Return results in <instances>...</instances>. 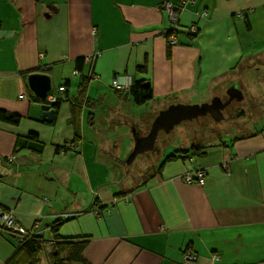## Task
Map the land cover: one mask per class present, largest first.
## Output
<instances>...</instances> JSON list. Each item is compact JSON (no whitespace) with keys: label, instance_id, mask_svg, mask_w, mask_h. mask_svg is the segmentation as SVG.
<instances>
[{"label":"crops","instance_id":"obj_1","mask_svg":"<svg viewBox=\"0 0 264 264\" xmlns=\"http://www.w3.org/2000/svg\"><path fill=\"white\" fill-rule=\"evenodd\" d=\"M166 2L180 0H0V114L18 117H0V209L46 243L64 220L60 237L88 239L89 264H184L186 251L195 264H264V114L246 122L245 106L240 134L200 140L201 156L127 163L171 105L264 87V0H196L175 23ZM32 74L49 75L56 97L70 82L52 123ZM117 75L149 83L154 99L137 106L112 88ZM199 169L203 185L184 180ZM15 243L0 229V264Z\"/></svg>","mask_w":264,"mask_h":264},{"label":"trees","instance_id":"obj_2","mask_svg":"<svg viewBox=\"0 0 264 264\" xmlns=\"http://www.w3.org/2000/svg\"><path fill=\"white\" fill-rule=\"evenodd\" d=\"M178 29V28H177ZM177 29H171L168 33V35H173L177 31ZM191 35L198 34L197 33H190ZM172 37V36H169ZM170 41V40H169ZM85 58H81L77 61L78 65L84 64ZM78 67L79 71H82V67ZM76 71L78 74L79 71ZM94 75H88L83 77V80L79 84L78 87V96L77 98H82V100L85 98V92L88 87V84L93 78ZM126 76V75H123ZM121 76V77H123ZM120 78V75H117L115 79ZM144 84L137 82L132 83L129 88L125 89H115L112 84V88L118 92V93H129L134 103L137 106H144L148 104L151 100L154 99L152 89L149 87L145 88L143 86ZM70 86V82L66 81L63 83V85L59 88L64 87V91L60 92V97H57L56 101L52 103V108L57 111V109L60 107V104L62 103V100L66 98V94L68 91V87ZM38 102L44 104V108L47 109L50 104L46 100H40L38 99ZM76 105L75 107H78ZM51 107V106H50ZM0 117L3 119H8L13 122H17L18 117L15 116H8L5 113H1ZM24 143H29V141H24ZM41 151V150H40ZM201 156L203 155L201 149L199 147H192L191 149L187 150H181L177 151L172 155H169L167 157V161L177 160V159H183L186 160L190 158L191 156ZM202 170V169H199ZM1 212L12 214L11 211H7L4 209H0ZM64 219V218H63ZM64 220H59L55 223H53L51 226H49L53 240L50 243H46L43 241L42 236L35 235L33 232L29 231L28 229L24 228L27 232L25 236H19L15 237L16 240V248L14 250L13 255L10 257V259L5 264H43L44 261H47V264H89L87 260L84 257L85 249L87 248L88 239L85 238H75V239H63L59 235V226ZM1 230H3V227H0Z\"/></svg>","mask_w":264,"mask_h":264},{"label":"rangeland","instance_id":"obj_3","mask_svg":"<svg viewBox=\"0 0 264 264\" xmlns=\"http://www.w3.org/2000/svg\"><path fill=\"white\" fill-rule=\"evenodd\" d=\"M262 78L264 79V69L262 71ZM254 99V100H253ZM247 101H233L223 112V120L216 121L215 117L207 115L200 116L197 119L191 121H183L178 124L172 131L165 133L161 131L157 139V145L159 146V151L156 152L157 156L148 157L145 155H140L137 161L141 162L150 159H155L156 162L154 166L157 165V161L163 155L174 154L176 151L175 147L181 148L180 150H187L186 148H191L192 146L199 145L200 140L205 139L207 141H213L216 138L227 137V135H239L240 132L236 125H242L244 123L237 122L238 114L244 111L245 106L247 107V113L245 115L246 122H253L256 117L261 113L264 114V87H262L258 93H256V98L251 97V99H246ZM247 104V105H246ZM204 134V136H203ZM203 136L200 138V136ZM177 152V151H176ZM136 163L133 167H136ZM140 166V165H139ZM143 166H147L145 163ZM144 173L146 170H142ZM148 172V170L146 171ZM14 221L15 218L13 217ZM16 222V221H15ZM14 227H22L13 222ZM24 228V227H22ZM3 231L13 235L15 237L23 236L15 232L14 229L9 228V226L3 227ZM27 234V232H26ZM43 264H47L45 260Z\"/></svg>","mask_w":264,"mask_h":264},{"label":"water","instance_id":"obj_4","mask_svg":"<svg viewBox=\"0 0 264 264\" xmlns=\"http://www.w3.org/2000/svg\"><path fill=\"white\" fill-rule=\"evenodd\" d=\"M149 83H144L147 88ZM29 85L36 97L40 100H46L47 95L52 90V81L49 75L32 74L29 76ZM228 99L226 101L216 97L209 103L185 105L176 104L171 105L167 110L162 111L159 116L152 123L149 133L144 137L135 138V147L127 160L128 164L142 154L154 150L155 143L161 131L168 133L172 131L178 124L183 121H191L200 116H213L216 121L223 120L224 110L233 102L241 101L243 99L242 92L233 86L227 91ZM51 106V107H50ZM48 106L47 110L42 113V120L47 123H52L56 116V110L52 109V105ZM65 219L68 218L64 215ZM63 217V218H64Z\"/></svg>","mask_w":264,"mask_h":264},{"label":"built area","instance_id":"obj_5","mask_svg":"<svg viewBox=\"0 0 264 264\" xmlns=\"http://www.w3.org/2000/svg\"><path fill=\"white\" fill-rule=\"evenodd\" d=\"M196 3V0H180V3L178 6H175V5H172L170 2H166L165 3V7L167 9H169V11L171 12L172 14V18L174 20V23H175V20L177 19V14L183 10L188 4H195ZM243 14V13H242ZM208 16V13H204L203 14V17H207ZM173 23V24H174ZM173 29H177L178 27H172ZM188 31L190 33H197L198 32V28L196 25H192V26H189L188 27ZM177 43V38L175 36H172L171 39H170V44L174 45ZM124 79V82L121 81V79ZM131 85V77H129L128 75L126 76H123V77H120V78H117V79H114L112 81V86L115 88V89H125V88H129ZM65 89L64 87L60 88V91L63 92ZM25 96L24 95H20V99H24ZM57 97L54 96V95H48L47 96V102L49 104H52L56 101ZM15 160V157L14 156H11L8 161L9 162H13ZM194 160L191 158L190 159V162L192 163ZM205 179H206V172L203 171V170H194L190 173H188L185 177H184V180L187 182V183H192V182H199L200 184H204L205 183ZM16 223L13 219V216L12 214H7V213H4V212H1L0 211V227H5L6 226H9V228L11 229H14L15 232L19 233L20 235H23L25 236L26 235V230L22 227H18V229L16 227H14L12 224ZM197 260V257L194 253L190 252V251H186L185 252V257H184V264H195Z\"/></svg>","mask_w":264,"mask_h":264},{"label":"flooded vegetation","instance_id":"obj_6","mask_svg":"<svg viewBox=\"0 0 264 264\" xmlns=\"http://www.w3.org/2000/svg\"><path fill=\"white\" fill-rule=\"evenodd\" d=\"M190 33V32H189ZM228 98H225L224 101H226ZM225 111V110H224Z\"/></svg>","mask_w":264,"mask_h":264},{"label":"clouds","instance_id":"obj_7","mask_svg":"<svg viewBox=\"0 0 264 264\" xmlns=\"http://www.w3.org/2000/svg\"><path fill=\"white\" fill-rule=\"evenodd\" d=\"M59 90H60V88H59ZM61 92V91H60ZM48 96V95H47ZM46 100H47V98H46ZM50 105H52V104H50Z\"/></svg>","mask_w":264,"mask_h":264}]
</instances>
